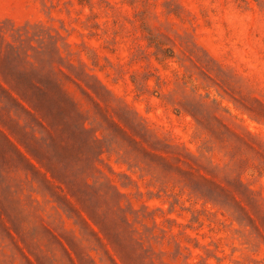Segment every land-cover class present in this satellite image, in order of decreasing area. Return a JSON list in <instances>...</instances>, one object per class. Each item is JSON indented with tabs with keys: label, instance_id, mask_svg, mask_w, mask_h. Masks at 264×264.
I'll use <instances>...</instances> for the list:
<instances>
[{
	"label": "rangeland",
	"instance_id": "obj_1",
	"mask_svg": "<svg viewBox=\"0 0 264 264\" xmlns=\"http://www.w3.org/2000/svg\"><path fill=\"white\" fill-rule=\"evenodd\" d=\"M0 264H264V0H0Z\"/></svg>",
	"mask_w": 264,
	"mask_h": 264
}]
</instances>
